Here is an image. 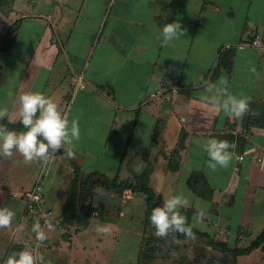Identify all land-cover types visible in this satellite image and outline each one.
<instances>
[{
  "label": "crops",
  "instance_id": "obj_1",
  "mask_svg": "<svg viewBox=\"0 0 264 264\" xmlns=\"http://www.w3.org/2000/svg\"><path fill=\"white\" fill-rule=\"evenodd\" d=\"M176 20L185 35L162 46L159 27ZM255 35L264 39V0H0V107L18 124L20 97L39 92L80 127V140L67 149L73 157L61 149L46 179L43 208L57 222L44 242L30 229L40 218L21 197L42 164L19 153L0 159V208L15 212L0 229V264L13 246L37 250L43 264H85L103 245L92 232L102 215L105 226L114 224L118 264H125L121 222L141 225L140 264L146 196L96 188L113 204L89 197L67 222L75 168L129 183L149 170L148 186L164 202L183 193L192 208L217 207L216 223L256 239L264 230V54L237 47ZM79 74L89 84L75 92ZM222 78L230 94L251 97L239 119L200 102L208 94L201 79L224 87ZM161 87L166 95L151 99ZM208 138L235 144L228 168L208 166L201 146ZM238 155L245 160L236 172ZM194 174L203 194L189 187Z\"/></svg>",
  "mask_w": 264,
  "mask_h": 264
},
{
  "label": "clouds",
  "instance_id": "obj_2",
  "mask_svg": "<svg viewBox=\"0 0 264 264\" xmlns=\"http://www.w3.org/2000/svg\"><path fill=\"white\" fill-rule=\"evenodd\" d=\"M157 39L162 46H167L185 35L182 23L176 20L173 23L159 27ZM255 72V68L252 69ZM201 83L207 88L208 94L200 97V102L214 112L223 111L229 117L241 118L249 110L251 97L230 94L226 87L227 81L221 79L218 87L201 79ZM21 108L18 113L19 123L26 131L17 132L7 126H0V159L11 158L15 153L22 154L26 163L40 162L45 171L52 164L54 156L61 150L64 155L72 158L74 153L67 150L75 142L80 140V127L78 119H69L66 113H62L53 99L39 92L26 93L20 97ZM14 112L6 107H0V120H7L9 124L16 123ZM207 153L208 166L215 170L228 168L233 159L235 144L221 141L216 138H208L201 145ZM192 202L183 193L165 200L162 207L152 210L151 224L155 228L158 237H167L170 233L183 234L189 238H195L193 228L187 222L186 215L181 209L192 207ZM196 219L202 221L205 210L200 208L199 202ZM15 217V212L9 208H0V229L9 227ZM99 230V229H98ZM56 231V225L51 220H46L42 225L36 221L32 225V232L39 242L48 239V233ZM39 244L37 245V249ZM44 257L37 250L25 249L14 252L8 256L4 264H43Z\"/></svg>",
  "mask_w": 264,
  "mask_h": 264
},
{
  "label": "rangeland",
  "instance_id": "obj_3",
  "mask_svg": "<svg viewBox=\"0 0 264 264\" xmlns=\"http://www.w3.org/2000/svg\"><path fill=\"white\" fill-rule=\"evenodd\" d=\"M93 194L98 199H103L104 202L107 201L109 204H113L111 197H109L111 194L108 195V193L101 190H96ZM106 195L108 196L107 199ZM117 203L119 204L120 201L118 200ZM202 204L203 202L201 201ZM194 207H196L195 204ZM201 208L205 210V216L202 221H198L196 219L198 208H194L196 213L193 218V225L198 230L207 233L216 245H230L231 248H246L255 240V238H251L249 234L245 233V235L238 237L240 239H237L232 244L231 241L233 238L230 240L227 237H223L220 235L219 229L215 227V211L218 208L211 207L207 210L203 205ZM102 217L94 220L92 232L94 233V241L100 240V243L104 241L103 245L98 249L95 248L96 250L93 251L91 257L88 258L85 264H118L115 260L116 252L114 254L112 245L114 244V233L112 231L114 224H107L105 226V221ZM30 229L32 230V226ZM121 229L122 242L120 248H124L125 254H123L120 260L125 264H135L142 227L133 221L121 222ZM232 231L235 232V230ZM154 235L156 236V234ZM115 236L116 238L118 237L117 234ZM149 242V248H151L155 242L152 240H149ZM157 245L160 247L159 251L154 252L153 258L145 260L143 264H264V248L257 249L246 256H235L229 251L223 250L221 247L211 245L207 238L201 237H195L182 242L173 239L165 241L164 243L161 242L160 244L157 242Z\"/></svg>",
  "mask_w": 264,
  "mask_h": 264
},
{
  "label": "trees",
  "instance_id": "obj_4",
  "mask_svg": "<svg viewBox=\"0 0 264 264\" xmlns=\"http://www.w3.org/2000/svg\"><path fill=\"white\" fill-rule=\"evenodd\" d=\"M0 126H7L10 130H15V131H26V129H24L20 123L9 124L7 120H0ZM149 176H150L149 170L143 171V174L136 177V181L134 183H129V182H121L118 179V177L110 178L99 173L84 175L80 169L75 168V178L70 192L71 203L69 204V207L65 212V218H67V222L71 221V217L74 215L76 206L79 203H85L86 199L89 197L91 200H93L94 189L103 188L108 191H112L119 194H122L125 190H130L134 193H142L146 196L145 217L142 223L143 226L142 248H141V254L139 256L140 264H143L145 260H150V258H153L154 252L159 251L160 247H158L157 242H159L160 244L161 242L164 243L165 241L173 240V239L179 242L192 239L183 234H178V233H170L167 237H158L157 235L156 236L154 235L156 230L154 226L151 224V220H150L152 210L156 207H162L164 201L162 200V198L158 197L156 193L148 186V181L150 178ZM200 184L201 181L199 175L194 174L190 177L189 187L197 195L199 194L200 188H201V193L203 194L202 192L203 185ZM181 212L182 214L186 215L187 222L189 225L192 226L193 232L195 233V237L207 238L211 243V245L215 247H221L223 250L229 251L235 256H246L257 249L264 248V230L251 243V245L246 248H231L230 245L219 246L216 245V243L207 233L200 231L194 227L193 218L196 213L194 208L191 207L187 209H181ZM149 240L155 242L151 248H149L150 245ZM236 241L237 238H233L231 243L233 244ZM8 252L9 255H11L14 252H20V248L13 246L10 248Z\"/></svg>",
  "mask_w": 264,
  "mask_h": 264
},
{
  "label": "built area",
  "instance_id": "obj_5",
  "mask_svg": "<svg viewBox=\"0 0 264 264\" xmlns=\"http://www.w3.org/2000/svg\"><path fill=\"white\" fill-rule=\"evenodd\" d=\"M237 47L240 50L247 49V48L255 49L257 51H260L262 54H264V39L261 35H255L254 38L251 39L249 42L242 43V44L238 45ZM75 81H76V85H75V89H74L75 92L85 90L89 84L84 79L83 75H81V74H79L75 77ZM170 90L173 94H177L180 89L175 87V88H172ZM166 93H167V89H164L163 87H161L159 89V91L156 93H153L150 96V98L151 99H157L160 96L166 95ZM55 156L53 158L52 163L55 160ZM244 160H245L244 156H242V155L236 156V164H237L235 167L236 172L241 171L240 164H242L244 162ZM51 165L48 167L47 171H45L43 165L41 166V170H40V174H39V178H38L37 182L35 183V185L33 186L32 189L25 191L21 196L23 203L25 205L26 211L30 214L36 215V217L38 216L40 218L42 224H44V222L46 220H51L53 223L57 222V219L53 218L52 212L48 211V210H44V208H43L44 190H45V185H46V179H47V176L50 172ZM93 215L96 216L97 213H93ZM59 221H61V219ZM215 227H217L219 229L220 235H222L225 238L227 237L229 239H231V238L240 239L238 237L245 235V230L243 228H241L237 232H233L230 229L221 227V225L219 223H216ZM37 245L35 246V248H37ZM45 246H47V244Z\"/></svg>",
  "mask_w": 264,
  "mask_h": 264
}]
</instances>
